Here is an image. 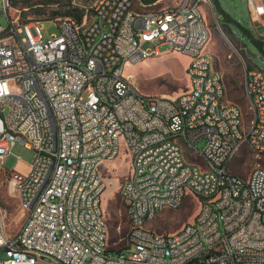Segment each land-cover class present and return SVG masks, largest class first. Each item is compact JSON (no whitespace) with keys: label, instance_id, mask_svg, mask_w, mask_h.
Masks as SVG:
<instances>
[{"label":"built area","instance_id":"built-area-1","mask_svg":"<svg viewBox=\"0 0 264 264\" xmlns=\"http://www.w3.org/2000/svg\"><path fill=\"white\" fill-rule=\"evenodd\" d=\"M3 1L10 24L0 26V173L9 174L26 217L9 236L0 205V264H264V165L247 176L231 169L244 147L264 153V80L234 44L252 111L245 123L205 51L211 30L201 6L212 0H179L153 17L130 15L132 0H94L81 21L57 18L60 32L49 39L40 21H22L12 1ZM246 2L264 42V0ZM164 51L191 58L189 91H136L127 65ZM169 139L196 148L205 172L179 163L180 147ZM16 143L35 151L28 175L4 168ZM125 151L131 171L121 194L132 257L110 254L99 226V218L107 220L103 158ZM189 195L198 202L191 222L174 233L146 227Z\"/></svg>","mask_w":264,"mask_h":264},{"label":"rangeland","instance_id":"rangeland-1","mask_svg":"<svg viewBox=\"0 0 264 264\" xmlns=\"http://www.w3.org/2000/svg\"><path fill=\"white\" fill-rule=\"evenodd\" d=\"M12 10L20 15L22 21H40L41 33L44 39L60 32L57 18H74L69 11H83L84 5L94 0H11ZM152 1V0H151ZM179 0H159L154 6L166 7L174 5ZM201 10L211 30V38L206 47L215 61L216 67L222 71L227 86V99L238 104L243 112L245 123H250L252 111L250 101L245 89L246 70L236 54L233 44L245 49L248 60L253 67L264 70V42L257 45V37L251 21L246 0H212L204 2ZM9 17L6 13L4 1L0 0V26L8 27ZM259 30H262L259 27ZM168 48L163 46L160 50ZM191 58L176 51H165L160 56L140 60L135 64H128L126 76L132 78V83L143 93L164 94L178 96L189 91V79L186 67ZM125 148L124 139L121 140ZM205 140L198 143L202 147ZM182 151L186 161L196 163L200 169H205V159L202 155L193 153L182 142ZM35 151L21 143L13 145L11 152L4 158V168L11 172L28 175L32 169ZM264 165V153H255L252 149L244 147L231 163V169L241 175L247 176L257 165ZM103 175L108 182L104 195V208L106 212L109 239L108 248L112 255L118 250L133 256V248L128 251L125 239L128 230V217L121 190L125 179L131 171L130 156L125 151L116 160H106L103 163ZM9 174L0 173V205L6 219V230L9 236H14L21 228L26 214L22 209L19 193L13 188ZM198 209V202L193 201L189 195L179 208L162 209L157 216L146 223V227L158 233H174L184 224L191 222ZM4 256L8 253L4 252ZM39 264H51L42 261Z\"/></svg>","mask_w":264,"mask_h":264},{"label":"bare ground","instance_id":"bare-ground-1","mask_svg":"<svg viewBox=\"0 0 264 264\" xmlns=\"http://www.w3.org/2000/svg\"><path fill=\"white\" fill-rule=\"evenodd\" d=\"M159 2V0H156V3ZM164 13V6L163 7H156V6H141L139 5V0H132V7H130V15L132 16H143V17H153L156 14H162ZM165 52V51H164ZM164 52L161 53H154V56H160L162 55ZM233 52L236 54V47L233 44ZM252 70L255 71L256 75H261L262 80H264V70L261 68H257V67H252ZM132 86H135L132 83ZM136 91H140L137 87H136ZM245 122V119H244ZM252 123V119L251 122ZM182 142H185L186 144V140L183 139H169V146L172 147H180V154L179 155V163H185V165H194L196 167V171L198 172H205V169H200V167L198 165H196V163H189L186 161V158L184 157L183 151H182ZM188 147V145H187ZM193 153H196L198 155L199 151L196 150V148H189ZM260 154V153H259ZM113 157H104L103 158V163L106 160H112ZM259 165H257L255 168L259 167ZM253 168V169H255ZM211 202H218V195H211ZM99 226L100 228H102L106 235H109V228H108V222L106 220V218H99ZM43 261L45 262H49L50 263V259H43ZM40 262L36 263L39 264Z\"/></svg>","mask_w":264,"mask_h":264},{"label":"trees","instance_id":"trees-1","mask_svg":"<svg viewBox=\"0 0 264 264\" xmlns=\"http://www.w3.org/2000/svg\"><path fill=\"white\" fill-rule=\"evenodd\" d=\"M69 15H72L74 17L75 20L77 21H81L82 20V17H83V13L79 10H75V11H69L68 12ZM254 39V42L257 44V45H261V41H259L258 39H256L255 37L253 38ZM121 250H118L117 252H120Z\"/></svg>","mask_w":264,"mask_h":264},{"label":"crops","instance_id":"crops-1","mask_svg":"<svg viewBox=\"0 0 264 264\" xmlns=\"http://www.w3.org/2000/svg\"><path fill=\"white\" fill-rule=\"evenodd\" d=\"M205 51H206V49H205ZM207 52V51H206ZM208 53V52H207ZM210 54V53H209ZM212 56V55H211ZM213 57V56H212ZM213 60H214V58H213ZM214 63H215V61H214ZM216 66V65H215ZM253 67V66H252Z\"/></svg>","mask_w":264,"mask_h":264}]
</instances>
